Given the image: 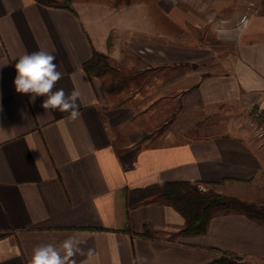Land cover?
I'll return each mask as SVG.
<instances>
[{"label":"crops","instance_id":"0c3cea01","mask_svg":"<svg viewBox=\"0 0 264 264\" xmlns=\"http://www.w3.org/2000/svg\"><path fill=\"white\" fill-rule=\"evenodd\" d=\"M0 0V264L71 239L68 264H264V225L215 215L201 235L148 200L169 180L264 199V0ZM46 49L80 116L15 91L19 56ZM93 50L109 68L90 75ZM250 112V111H249ZM259 182V183H258Z\"/></svg>","mask_w":264,"mask_h":264},{"label":"trees","instance_id":"16d2710c","mask_svg":"<svg viewBox=\"0 0 264 264\" xmlns=\"http://www.w3.org/2000/svg\"><path fill=\"white\" fill-rule=\"evenodd\" d=\"M43 5H56L59 0H36ZM67 1V0H66ZM69 2V0L67 1ZM90 75H102L108 68L107 55L93 50L91 57L83 64ZM201 181L169 180L149 184L145 187L148 200H155L172 206L184 218L182 235H201L208 230L210 220L217 214L241 213L249 219L264 225V201H248L235 195H228L213 189L202 191ZM216 262L223 264H251L222 256Z\"/></svg>","mask_w":264,"mask_h":264},{"label":"clouds","instance_id":"9594fccd","mask_svg":"<svg viewBox=\"0 0 264 264\" xmlns=\"http://www.w3.org/2000/svg\"><path fill=\"white\" fill-rule=\"evenodd\" d=\"M15 60L14 86L17 93L29 94L32 102L36 97L43 96L45 99L41 107L45 110L67 112L73 120L79 118L78 100L81 93L78 89H73L69 94L63 88H56L63 73L57 70L54 54L41 48L32 53L26 52ZM73 255L74 245L71 239L64 241L59 247L42 244L33 249L30 264H68Z\"/></svg>","mask_w":264,"mask_h":264},{"label":"rangeland","instance_id":"374dc122","mask_svg":"<svg viewBox=\"0 0 264 264\" xmlns=\"http://www.w3.org/2000/svg\"><path fill=\"white\" fill-rule=\"evenodd\" d=\"M60 1L62 2L63 0H59V2H60ZM64 1H65V0H64ZM67 1H68V0H67ZM246 5H248V7H251V8L253 9V7H254L255 5H257V3L255 2V0H247ZM245 118H246V125H247V127H248V130L250 131V133L252 134V136L256 138L257 142H258L259 144H262V147H264V136H263V137H258V136L256 135V131H255L254 127H253L252 125H250V123H249L250 118H251V115H250L249 110H248V112L245 113ZM262 173H263V174H262L261 176H259V178L261 179V183L263 184V188H264V171H263ZM258 183H259V182H258ZM199 188H200L202 191H207V190H209V189H213V190H215V191L221 192V191L217 190V189L214 188V187H209V186H205V185H202V184H200ZM221 193H223V192H221ZM224 194H226V193H224ZM228 195H232V194H228ZM262 200L264 201L263 198H262L261 200H257V201H262Z\"/></svg>","mask_w":264,"mask_h":264},{"label":"built area","instance_id":"2783aa9c","mask_svg":"<svg viewBox=\"0 0 264 264\" xmlns=\"http://www.w3.org/2000/svg\"><path fill=\"white\" fill-rule=\"evenodd\" d=\"M250 111V125H252L256 131L258 137L264 136V124L261 122V109L255 107L254 105L249 106Z\"/></svg>","mask_w":264,"mask_h":264}]
</instances>
